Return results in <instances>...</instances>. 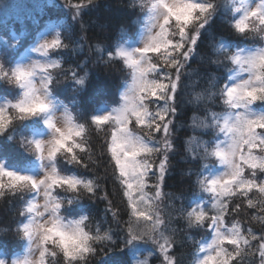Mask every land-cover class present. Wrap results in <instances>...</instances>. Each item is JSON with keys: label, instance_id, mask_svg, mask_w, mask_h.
<instances>
[{"label": "snow or ice", "instance_id": "1", "mask_svg": "<svg viewBox=\"0 0 264 264\" xmlns=\"http://www.w3.org/2000/svg\"><path fill=\"white\" fill-rule=\"evenodd\" d=\"M90 3L94 4L95 0H86V4ZM86 4L78 2L69 6L83 8ZM140 6L142 11L147 10L153 21L151 34L147 41L141 47L136 48L134 52L118 49L113 57L121 58L133 70L132 84L129 93L126 94L125 103L113 113L92 117L91 122L87 124L88 128H91L92 125L99 127L109 122L112 124V129L110 132H106V136L110 135L111 137V157L119 170V176H114L113 179L119 180L123 186L122 194L127 196V206L131 208L128 213L129 218L124 222L126 227L123 229L127 234V244L150 241L154 251L158 250L162 257V259L158 257L159 264H178V260L172 253L177 241L168 232L166 221L159 214V210L154 207H145L141 211L137 207L131 189H137L140 192V201L145 202L147 196L144 189L148 187L147 181H157L153 186L154 189L160 187L159 182L165 175L167 152L171 148L170 134L173 121L170 117L176 114L175 94L180 80L185 74L186 66L195 52L201 30L209 24L212 18L214 5L208 0H140ZM242 9V15L232 23L234 32L243 36L253 33L260 34L264 31V2L253 7L242 4ZM235 11L241 12V8H237ZM61 47H64L63 41L54 39L45 41L37 51L46 54L50 49ZM161 50L164 51L161 53ZM150 51L161 53L162 62L160 57L148 56L147 53ZM221 51L225 59H229L233 65L238 66L245 73V78L240 82L231 86L227 84L223 86L224 103L234 110L240 109L246 104L264 103V62H262L264 61V50L249 55H243L240 52L231 53L226 49ZM59 67V64L45 66L34 63L31 67L5 69L3 65H0V80L15 83L24 90L22 99L9 106L11 111L20 114L18 120L30 119L50 112L52 105L47 98V89L54 83V74L49 69ZM65 73V78H69V73H71V79L75 78L73 69H69ZM37 77L40 81L39 86L33 82ZM76 83L82 84V78L77 79ZM149 97H155V99L150 100ZM37 102L43 104L44 107L42 109L32 107ZM164 105L168 106L167 111L161 110ZM9 107H0V135H4L9 125L13 124L8 115ZM166 117L169 118L166 119ZM133 118L134 123L130 128L129 124ZM65 120L66 126L59 128L56 126L55 117L48 116L45 119V124L52 133L50 140L25 138L17 143L41 161L54 162L57 153L63 152L72 154L70 159L68 156L64 157L68 163L86 170L98 166L97 160L91 152L87 159L73 154L75 148H79L81 153L85 151L80 144L74 141V137L81 136L86 131L85 125L75 124L70 114L65 115ZM145 122L147 123L145 124ZM136 125H145L140 134L136 132ZM220 131L228 136L229 142L226 147L217 145L211 155L225 164L229 171L218 179L200 182L205 191L216 194L214 203H212L213 214L209 215L205 210L199 208L186 213L189 227L210 228L214 235V239L207 247H201L199 243L196 244L198 252L203 254L197 264H230L231 260L244 255L253 257L248 264H264V227L257 233L251 227L243 228L239 222L229 224L226 217L231 213L239 214L241 205H233L230 213L229 205L220 198L224 194H231L235 189H241V195L248 196L244 189L256 183V172H251L252 178H246L243 174V164L249 168H259L264 171V157L257 158L251 151L256 146H260L264 151V116L249 117L238 112L232 122L226 120L220 124ZM157 132L161 135L157 136ZM103 147H107V141ZM141 154H145V159L138 162L136 157ZM148 154L163 156L165 159L150 161ZM238 158L242 163H238ZM257 159H259V163H257ZM156 166L159 168L158 174L153 170ZM224 176H229L230 179L225 180ZM5 177L12 182L13 188L16 187V182H22L25 187L37 195L42 192L43 207L51 209L55 213H59L62 204L68 205L82 199L84 193L76 192L78 186H82L86 192L92 193L89 199L96 195V190L100 187L99 177L85 180L75 176L61 175L55 166L45 170L43 176L33 178L29 175L19 174L17 171L7 170L4 165L0 164V188L4 187ZM125 177L127 180L124 179ZM65 185L67 190H72L73 194L67 196L68 198L65 200L57 199L59 193L56 195L53 193L57 187ZM218 189H223V191H218ZM259 193L264 194V183L259 186ZM160 195L158 190L154 191L155 198H159ZM103 199L108 200V211L111 212L113 221L119 224L121 222L119 208L107 195ZM247 206L253 209L257 207L251 197L247 199ZM259 211L264 213V201L260 202ZM38 212V203L35 198H32L20 212V215L31 218L27 223L18 225V235L23 234L31 239L36 231L34 225ZM33 213L35 215H30ZM180 214L185 215L184 212ZM141 217L144 223H141ZM86 219L88 217H81L77 220V226L83 225ZM252 219H260L264 222V217L253 216ZM140 226H144L146 230L139 231ZM39 231L43 233L42 244L46 245L49 241L58 243L50 228L40 224ZM105 234L107 235V233ZM84 235L85 238H88L86 233ZM226 244L232 245L231 250L225 247ZM104 247L108 248L109 246ZM83 251L86 253L87 249ZM62 252L66 258V264H73L77 255L81 260L85 259L80 250L62 249ZM46 253H48L47 248L40 252V264H44ZM49 254L53 257L56 256L52 250ZM256 257L258 259H255ZM21 264H30V261L26 259ZM49 264H56V261L51 260ZM240 264H243L242 259Z\"/></svg>", "mask_w": 264, "mask_h": 264}, {"label": "trees", "instance_id": "2", "mask_svg": "<svg viewBox=\"0 0 264 264\" xmlns=\"http://www.w3.org/2000/svg\"><path fill=\"white\" fill-rule=\"evenodd\" d=\"M78 2L86 4V0H67V4L66 0H64V3L61 2L59 4L61 11L57 9V16L53 18V21L56 22L60 29L61 40L65 44L64 47H68L70 54L69 57L61 55L62 65L66 68H73L76 72L77 69L83 71L79 72L80 76L78 79L82 78L83 83L79 84L81 90L78 95L82 96L83 105L87 102L93 106L86 109L88 115L91 114L90 110L94 112L101 105H111L119 101L117 90L125 81L129 80L131 69L125 79L121 81L119 80L120 77L116 80L115 77L117 76L115 74L117 70L112 65L115 60L113 58L114 49L115 46L116 49L122 45L129 46L137 39L139 27L143 24L145 10L139 11L138 22L135 24V31L132 33L130 28L134 26L135 19L133 16L137 11L135 0H95L94 4H86L83 8L69 6ZM224 10L221 11V15H216L214 19L210 20V26L208 24L201 30L195 52L186 66L185 74L182 76L175 94L176 114L170 117L173 121L170 134L171 148L168 150V156L165 161L164 178L159 183L162 184L163 188L161 189L165 194L163 199L164 206L167 205V209L164 215L168 225V232L177 241L172 253L178 260V264H193L198 255L196 244L199 243V246L201 245L198 240V228L195 226L189 227L186 213L188 207L196 200L203 198L205 194L200 182L204 181V178L208 177L211 171L212 160L214 159L211 153L215 149L216 140L221 137L220 129H217L218 119L222 118L226 112L224 103L219 102L220 93L234 68L231 61L225 59L223 52L220 51L218 46L220 37L224 36L222 35L224 29L230 25ZM33 11L35 17L40 14V10L34 7L30 8L25 13V16L33 15ZM47 17L52 19L51 15ZM218 19L220 21L224 19V21L218 23V27L214 28L212 24ZM6 24L4 22L0 24L2 31L10 29V27L5 26ZM246 44H248V41L242 43V45ZM163 51L161 50V53ZM161 53H158V57H160L162 62ZM161 66H163L162 63ZM92 69L94 70L92 71ZM115 86L117 87L115 88ZM109 89L115 90L114 96L111 97L114 100H107L105 96L103 97V93L107 92V90L110 91ZM0 95L4 96L5 94L0 92ZM149 99H155V97H149ZM262 104V107L259 106L260 110H264V103ZM91 132L94 133L88 130L84 133L82 147L85 151L81 153L79 149L77 155L87 159L89 152H91L97 160L98 166L86 170L83 167L72 165L71 169L78 174L90 173L99 177V184L103 185V190H106L109 198L115 204L118 198L114 194L115 191L111 188L115 181L113 182V179L108 175L107 161H104L99 147V140L97 139L99 133L95 135L96 138H93L94 135L92 136ZM217 132L219 133L217 134ZM156 135L159 136L161 133L157 132ZM258 153L264 156V151L260 150ZM25 163V161L17 164L13 162L12 164L8 163V165L22 167ZM74 168H77V170ZM245 168L249 171V177L245 175L246 178H252L251 172H256V183L248 191L247 197L242 196L238 201L236 197L229 199L230 213L235 204L241 203L242 209L239 214H229L227 219L231 223L239 222L245 229L251 227L259 233L260 229L264 227V222L260 219H252V217H264V213L259 211V204L264 201V194L259 193V186L264 183V171L259 168H249L247 165L244 166ZM156 183L157 181L155 180H148L149 186H154ZM248 197H251L257 205L255 209L248 208ZM106 201L108 205V200ZM106 201L99 198V195L97 201L89 202L91 204L83 201L85 206L83 207L85 210L83 214L89 217L87 222L93 228L91 235L99 231L101 234L107 233L110 237L108 241L109 247L105 248L103 245L98 244L96 247L100 249L96 250V253L101 252L102 254L105 249L112 258V262L117 263V257L114 254L115 248L111 249L113 247L111 245L113 243L111 240V228L107 227L111 223H108L105 218V216H108L104 208L107 206ZM80 202L81 199L72 203V205L78 207ZM75 203L76 205H74ZM13 212V201L11 199L3 200L0 208V225L9 219L14 214ZM181 212H184L185 215H181ZM99 226L100 228H98ZM120 238L116 230L114 241ZM2 247L4 245L1 244L0 248ZM241 259L243 264H248L253 257L247 255L237 257L231 260L230 264H240ZM255 259H258V257ZM49 260L55 259L50 257ZM101 260L102 258H100L98 263ZM112 262L102 261L100 264H111ZM118 263L122 264L121 261ZM128 263L130 264L131 261L129 260ZM150 263L159 264L155 258Z\"/></svg>", "mask_w": 264, "mask_h": 264}, {"label": "rangeland", "instance_id": "3", "mask_svg": "<svg viewBox=\"0 0 264 264\" xmlns=\"http://www.w3.org/2000/svg\"><path fill=\"white\" fill-rule=\"evenodd\" d=\"M64 3V0H0V24L1 23H7L5 26L10 27V29H6L5 31H2L1 25H0V65H3L5 69H11L10 68V63L11 60L15 57V55L18 53V51L23 47L26 43L31 41L33 34L35 31L39 28V26L42 23V20L47 17L48 15L52 16V19L57 16V9H60L59 4ZM208 2H211L214 5V13L212 15L211 19H214L216 15H221V11L224 10L227 15L228 22H230V25L227 26L226 29H224V32L222 37H220V42L218 43V46L220 48V51L222 49H226L231 53H236L240 52L243 55H249V54H254L258 51L264 50V47H259L260 43V38L261 36L259 33H253V34H247V35H239L234 32L232 29V23L238 19L243 12L242 9V4H246L249 7H253L256 4L264 2V0H208ZM222 5H224L222 7ZM135 6L137 7V11L135 15L133 16L135 19V23L133 28H130V31L133 33L135 31V27L138 22V13L141 10L140 6V0H135ZM37 7L40 10V14L38 16H34V11L32 12L33 15L30 16H25V13L30 10V8ZM29 8V9H28ZM241 8V12H236L235 9ZM28 9V10H27ZM27 10V11H26ZM61 13V12H60ZM59 13V14H60ZM221 21H224V19H221ZM219 19L214 21L212 26L214 28L218 27V23L221 22ZM152 24L153 21L150 19L149 25L145 30V33L140 41V43L132 50L128 51L125 48V45H122L118 49H124L127 52H134L136 48L141 47L148 39L149 35L151 34L152 30ZM210 26V22H209ZM208 26V27H209ZM251 27V26H250ZM60 29L58 27H55L54 23H51L49 26V29L41 36L40 40L38 43L27 52V54L20 60L18 65L16 67H31L34 63H39L41 65L45 66H51L54 64H59V68H51L49 69L50 72L54 74L53 80L54 83L49 86L47 89L48 93V100L51 102V110L48 114V116H61L65 117L66 114H70L73 118V121L75 124L78 125H85V129L87 132L88 131H93L92 136L94 135L93 138H96V134H98L97 139L99 140V147L100 150L102 151V155L104 158V161H107V166L106 168L109 170L108 175L113 179L114 176H119V170L115 166V161L111 157V137L110 135L106 136V132H110L112 129V124L111 122L105 123L97 127L96 125H92L91 128H88L89 122H91L92 118V111L90 110L91 114L86 113V109L89 107H93L91 104L85 102L84 105L82 104L84 101L82 99V96L78 95L79 91L81 88H79V84L76 83V80L78 79L79 72H83L81 69H77V72L73 68H66L62 65L61 63V55L65 57H69V51L68 47H61L58 49H50L49 53L46 54H41V52H38L37 49L40 48L41 44H43L45 41H51L54 39H59L61 40V34H60ZM68 33V32H66ZM225 38V39H223ZM222 39V40H221ZM62 41V40H61ZM248 41V44L246 46L242 47V43H246ZM251 43H256L257 47L255 49L249 48ZM65 45V44H64ZM116 49L115 46V53L118 50ZM238 50V51H236ZM148 56L156 58L158 57V52H152L150 51L147 53ZM58 57V58H57ZM114 65L113 67L117 70L115 76L116 80L120 78L119 80L122 81V79H125L129 73V70L131 68L128 67L124 61L119 58L115 57L114 62L112 63ZM93 66V65H92ZM69 69H73L75 71V78L71 79V73L68 74L69 78H65V75ZM94 69H92L93 71ZM245 78V73L239 69L236 71L232 77H231V82L229 86L232 84L240 82L242 79ZM118 82L120 83V81ZM34 83L39 86V78H34L33 80ZM131 86V85H130ZM130 86L122 93V98L123 102L118 108L114 109H102L96 116H102L104 114H110L113 113L114 110L120 109L124 103H125V97L126 94L129 93ZM117 86H115L116 88ZM112 88V87H111ZM110 88V89H111ZM109 89V90H110ZM2 90V91H1ZM16 84L9 83L6 80H0V92H3L5 94V98L0 99V107H9L12 104H15L19 102V96H17L16 93ZM115 91V90H114ZM114 91L110 90L107 92L103 93V97L107 100H114L111 97L114 96ZM16 93V94H15ZM59 96V98L55 97V94ZM23 95L21 96L20 99H22ZM220 103L223 102V97H222V92L220 93ZM67 101V104L64 102ZM259 106L262 107V103H255L251 105H244V107L240 109H232L230 106H228L226 103H224V109H226V112L223 114L222 118L218 119L219 124L217 126V129H220V124L223 123L224 121H229L232 122L235 118V115L239 112L240 114H244L249 117H260L264 116V110H260ZM72 107V108H70ZM168 106L165 105L161 110L162 111H167ZM9 117L12 119V125H9V128L7 132L4 135H0V164L4 165L7 170H12V171H17L19 174L23 175H29L33 178H39L43 176L44 171L47 170L48 168L55 166L57 168L58 173L61 175H68V176H75L79 179H85V180H90L96 177L94 174H88V173H76L73 169H71L72 165L76 167L75 164L68 163L67 160L64 159L65 156H68V158H71L72 154H66L63 152L57 153L56 160L54 162L52 161H41L39 162V167L37 171H25L21 170L19 167H8L6 164L10 163L12 164L15 162V164L19 162H29L32 163L34 161V158L36 157L33 154H30L29 152L25 151L24 148L20 147L19 143L17 141L21 139H34V140H50L52 138V133L48 129L47 132L41 133L38 132L39 125H40V119L43 115L40 116H35L30 119H25V120H18L19 113L15 111H11L9 107V112H8ZM94 117V116H93ZM134 123V118L133 121L130 122L129 127H132V124ZM147 122H145L146 124ZM142 127H145V125H136V132L137 134H140ZM84 132V133H85ZM219 132H221L219 130ZM217 132V134L219 133ZM84 133L81 136H76L74 137V141L81 146L83 145L82 139L84 137ZM224 137L218 142L217 145L221 147H226L227 143L229 142L228 136L224 132ZM34 136V138H33ZM11 137V139H9ZM107 141V147H103ZM215 145V149H216ZM214 149V151H215ZM261 148L260 146H256L252 148V154L253 156L260 158L264 157L260 153ZM79 148H75L73 154H78ZM213 151V152H214ZM243 151V149H242ZM45 155L47 153L45 152ZM168 156V152H167ZM214 159L212 160V167H216L218 165V162L221 166V168L217 169L216 172L211 173V175H208V177L204 178V181L210 182L211 180L218 179L221 176H223L229 169L225 164H223L220 160L217 161L218 159L213 155ZM148 158L150 161H156L157 159L159 160H164L165 158L163 156H157L155 154H148ZM145 159V154H141L136 157V160L142 161ZM238 163H242L239 161L238 158ZM257 163H259V159H257ZM246 166V164H243V168ZM77 170V168H74ZM143 171V169H141ZM154 171L159 172L158 166L154 168ZM249 171L247 168L244 169V176L248 175L249 177ZM127 180V177L124 178ZM225 180L230 179L229 176H224ZM115 183L111 186L113 191H115V195L118 198V201L114 204L116 207L119 208L120 210V223L117 224L115 221H113L112 214L110 211H108L109 204L107 205V201L103 199L105 195L109 197L107 194L106 190H103V185H100V187L96 190V195L92 198L89 199L90 196H92V193L86 192L82 186H78L76 189V192H83L84 196L81 199L80 206L74 207L72 204L64 205L62 204L60 212L61 214L66 218L70 214V219L72 220H78L81 217H88L86 214H83V211L85 207L83 201L88 202V204H91L94 201H97L98 195L99 198L103 199L106 201V207L105 212L106 214L108 213V216H105L106 220L108 223H111L110 226H107L108 228H111V240L113 243L111 244L113 248H115L114 254L117 257L118 262H122V264H127L129 260L131 261L130 264H151V260L155 258V260L158 262V257H160V254L157 251H154L153 245L151 242H144V241H137L133 242L132 244H127V234L123 230L126 225L125 221L128 220L129 216L128 213L131 211V208L127 206L128 204V198L127 196H124L122 194V189L123 186L120 184L119 180H112ZM4 187L0 188V208L2 207L3 200H8L11 199L13 201V207H14V214H12L8 220L4 221L0 225V245H4V247L0 248V262L2 264H9L8 261V254L14 250L15 248L19 247L20 243L23 240V237L21 234H17V228L18 225L21 224L22 222V217L23 215H20V212L25 208V199L31 195L32 191L29 190L28 187H25L22 182H16V187L13 188L12 182L8 180L7 177L4 178L3 180ZM148 184V181H147ZM251 186H247L246 190L247 193L251 189ZM163 186L160 184L159 189H154L153 186L146 187L144 189V192L146 193L147 200L145 202H141L139 197H140V192L133 188L131 189L132 196L137 202V207L141 209V211L144 210L145 207H154L159 210V214L162 216V218L165 220V215L164 213L166 212L165 210L167 209V205L164 206V197L165 194L162 192ZM204 191V197L201 199L196 200L193 202L189 207L187 212H191L193 209H203L208 213L209 215L213 214L212 210V203H214V195L211 192L205 191L204 187H202ZM158 190L161 195L159 198L154 197V191ZM218 191H223V189H218ZM56 193H59L57 195V199L60 200H65L67 199L69 195H72V190H67V186L63 187H57L56 191L53 193V195H56ZM231 197H236L237 201L242 198L241 195V189H235L231 194H224L222 197L224 202L228 203L229 199ZM32 198H35L37 203H38V211H41L43 208L44 204V196L43 193L41 192L40 194H36L35 196H32ZM96 198V199H95ZM110 199V198H109ZM91 202V203H89ZM240 210L242 209V204ZM76 205V203L74 204ZM93 205V204H92ZM80 212V213H76ZM77 214V216H75ZM35 215V214H34ZM125 218V221H124ZM36 219L39 220L40 217L36 216ZM67 220V219H66ZM88 219L84 221V224L82 225L84 227V230L86 232H89V234H92L93 228L91 227L90 224H88ZM226 221L230 224L231 222L228 221L226 217ZM141 223H144L143 218L141 217ZM150 223V221H149ZM207 223V221H205ZM100 228V226L98 227ZM198 228V240L201 243V247H207L209 244H211L212 240L214 239V235L211 237V239L206 242L205 239L209 235V229L210 228H203V227H197ZM119 235L121 237L119 240H115V234ZM113 235V237H112ZM209 238V237H208ZM109 246V244H108ZM117 246V247H115ZM56 247V244L53 243L52 241H49L48 244H42L40 243V247L38 250L31 248V244L28 241L27 249L23 255L17 256L12 260V264H21L24 260L28 259L29 261H35V264H40L41 256L40 252L47 248L48 253L45 254L44 257V264H49L50 257L54 258L56 261V264H66V258L63 256V253L61 252L59 255H56L55 257L51 256L49 253L51 252L52 248ZM225 247L229 248L231 250L232 245H225ZM100 248L96 247V250ZM202 258L203 254L198 252V255L196 256V260L194 261L193 264H197V261L199 258ZM84 260H81L79 258V255H77V258L73 261V264H100L102 261H110L112 262V258L107 254V250H103V253L97 252L96 254L93 253H84ZM100 258H102L101 262ZM226 258V257H222ZM95 260V261H93ZM81 261V262H80ZM93 261V262H92ZM116 262H112L111 264H119ZM159 263V262H158ZM129 264V263H128Z\"/></svg>", "mask_w": 264, "mask_h": 264}, {"label": "clouds", "instance_id": "4", "mask_svg": "<svg viewBox=\"0 0 264 264\" xmlns=\"http://www.w3.org/2000/svg\"><path fill=\"white\" fill-rule=\"evenodd\" d=\"M259 35L264 38V31H262ZM41 94H43V91H41ZM32 107L42 109L44 105L37 102ZM55 122L56 126L59 128H64L67 123L65 117H61L59 115L55 116ZM38 216L40 219L37 220L34 225L36 231L33 233L31 239L21 234L23 238L30 242L32 250H38L40 247L41 236L43 235V233L39 231L40 224H43L46 228H50L52 235H54L56 241H58L56 247L52 248V251L56 255H59L62 252V249H67L68 251L80 250L81 254H84V249H87L88 253H95L96 245L98 244L108 246V241L110 240L108 234L96 233L94 235H90L89 232L84 230L82 225L77 226V220H66L60 210L59 213H55L51 209L43 207L42 210L38 212ZM138 230L144 231L146 229L144 226H140ZM84 233L87 234L88 238H85ZM30 264H35V261H30Z\"/></svg>", "mask_w": 264, "mask_h": 264}]
</instances>
